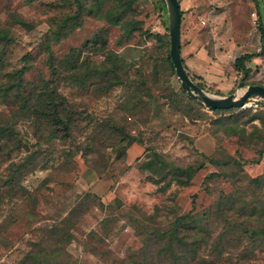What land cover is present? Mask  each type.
<instances>
[{"label": "rangeland", "instance_id": "rangeland-1", "mask_svg": "<svg viewBox=\"0 0 264 264\" xmlns=\"http://www.w3.org/2000/svg\"><path fill=\"white\" fill-rule=\"evenodd\" d=\"M79 1L83 2L85 10L81 24L73 27L71 19L64 29L66 32L59 37V24L78 12ZM97 3L98 0H0V87L18 84L23 75L29 91L43 86L44 78L52 74V82L59 84L68 101L84 111L80 117L85 124L79 121L80 130L76 128L83 141L86 135L92 137L95 133L85 135L84 130L81 131L83 126L94 121L99 125L110 114L115 122L120 121L123 130L143 141H134L126 148L127 141H122L125 138L116 135L117 144L97 142L91 154L81 148L71 157L66 156V145L41 150L35 161L37 167L32 169L29 165L24 176V184L37 192V208L35 213L29 214L32 207L25 203L21 210L24 212L13 213L10 205L6 206L0 218L3 225L0 264H17L23 260L35 242L46 236L48 230H55L51 225L59 223L62 231L71 230L73 236L63 248L62 264H120V259L137 252L138 257L147 248L154 228L160 233L170 230L179 216L213 206L222 192L237 199L240 190L246 191L250 203L258 200L255 188L246 184L241 186L236 178L230 177L229 173L236 169L228 163L235 158L249 177L263 174L264 157L259 162L254 161L260 158V147L243 143L241 138L225 133L223 127L215 123L216 118L230 112H216L186 100L176 74L171 75L165 87L155 86L154 97H146L145 107L132 114L115 111L117 106H124L129 100L125 86H115L107 91V81L99 78L76 81L72 78L75 70L70 68L59 67L57 73H53L51 57L62 59L73 48L82 50L87 63L101 61L104 53L96 48H103L102 42L106 41L107 49L133 62L139 56L133 58L132 54L145 53V49L159 42L157 34L169 33L165 0H137L132 5L129 16L123 20L129 18L137 25L130 39L121 37L122 23L113 24L89 13L91 8H97ZM259 3L261 14L255 0H180L184 26L187 27L189 22L191 28L193 24L200 28L205 40L213 46L209 50L211 55L215 56L216 51L228 62L242 53H255L260 57L257 64L253 58L248 62L251 82H264V41L261 39L264 0ZM22 20L26 24L21 23ZM95 40L99 42L95 43ZM89 58L91 60H87ZM206 86L208 91L218 94L240 95L243 92L239 86L230 91H220L215 85ZM16 92L14 88L10 96L0 95V120L3 123L8 120L11 127L16 121L13 114L18 107ZM262 102L260 98L252 97L247 100V105L238 108L257 112L264 109ZM126 115L127 119L123 120ZM21 121L15 130L25 134L22 146L13 149L10 144L11 150L4 148L1 151L0 178L12 162L40 149L34 144L36 137L31 129L24 123L21 125ZM254 122L264 127L259 119ZM1 144L3 139L0 137ZM124 148L123 154L120 151ZM210 158L218 160V164L211 163ZM63 164L66 166L60 168ZM190 165L196 172L188 183L179 184L171 177L170 172L175 166ZM214 172L219 173V178H208ZM89 193L94 196L88 198ZM80 203L82 205L78 206ZM230 206L233 207L228 203L227 207ZM237 208L238 203L232 212ZM3 219L7 221L1 223ZM240 220L251 218L241 216ZM147 226L150 232L146 233ZM58 232H54L55 235ZM241 243L238 247L236 242L230 241L219 264H264V242L253 249L247 237ZM61 246L56 244L55 249ZM241 251L247 253L246 261L239 259L244 255ZM153 258L142 264H170V260L159 262ZM178 264H196V261L191 257L188 262Z\"/></svg>", "mask_w": 264, "mask_h": 264}, {"label": "trees", "instance_id": "trees-1", "mask_svg": "<svg viewBox=\"0 0 264 264\" xmlns=\"http://www.w3.org/2000/svg\"><path fill=\"white\" fill-rule=\"evenodd\" d=\"M136 1L98 0L97 8H91L89 13L99 15L113 24L122 23L124 32L121 37L130 39L137 25L129 18L124 22L123 20L129 16L132 5ZM255 3L261 14L259 0H255ZM79 4L80 9L78 12L73 16L67 17L68 19H63L59 24V37L66 32L64 29L69 26L71 19L74 22L73 27L81 24V15L85 10L83 2L79 1ZM21 23L26 24L23 20ZM261 29L263 30L262 26ZM157 36L159 42L145 49V53L136 52L132 54L133 58L136 55L139 56L138 60L133 62H128L124 55L107 49L106 41H104L102 42L103 48H96L97 51L104 53V59L101 61H93L89 58L87 60L91 61L87 63L83 59L82 50L73 48L70 54H67L62 59L51 57L50 67L53 73H57L59 67L70 68L72 71L75 70L72 78L80 82H87L92 78L107 81V91L115 86H125L129 93V100L125 102L124 106H117L115 111L134 114L148 103L146 97H154L153 89L155 86L165 87L170 82L171 75L176 74L170 55V34H157ZM94 42L98 43L99 41L95 40ZM256 56L257 54L255 53H245L235 58L232 65L238 71L240 77L236 86L244 87L251 83L264 84V82L260 81H249L252 71L248 66V62ZM183 61L188 70L184 58ZM189 74L194 80H197L200 86L205 89L207 88L206 83L198 80L190 72ZM52 81L53 76L51 74L48 78H44L43 86L34 87L28 91L22 75L18 84L8 83L0 87V95L4 97L10 96L11 91L15 88L17 91L16 97L18 98V107L13 112L16 121L12 123V127L8 125V120H5L6 122L4 123L0 120V137L1 140L3 139V145H0V154L4 148L9 149L10 144L13 149L22 146L25 134L18 133L17 129L15 130V126L17 128V123L20 119L22 120L20 122L21 125L24 123L31 129L36 137L34 138L35 141L33 140L34 144L40 148L37 151H31L22 160L12 162L8 166L7 171L2 174L0 178V218L6 210L7 205H10L13 213H19L18 211L23 210L25 203H29V207H32V212L29 210L28 213H35L39 202L38 195L36 191L29 189L24 184V176L29 171V165L33 166L32 169L37 167L35 162L37 154H40L43 150L47 151L49 146L66 145L65 149L62 148L66 152V156L71 157L76 149L81 148L89 150L88 154H91L93 147L96 149L97 142L105 143L107 141V143L117 144L116 135L125 138L122 141H127L126 148L134 141L142 140L141 137L123 130L121 125H119L120 121L118 123L115 122L113 115L110 114L107 116L108 118H103L104 121L100 122L99 125L98 121H94V123H88V125L83 126L84 128L81 131L84 130L85 135L88 132H95L92 137H90L91 135H86L85 141H83L78 132H76V128L80 130L78 122L83 121V118L80 116H82L84 111L79 110L76 107L78 106L76 103H70L61 92L59 84ZM181 92L189 102H193L199 107H205L202 103L184 92L182 87ZM262 103L264 105V102ZM209 109L216 112H230V114L216 118L215 123L220 124L219 127H223L225 133L241 138L243 143L259 146L260 158L255 159V162H259L264 157V127H260L254 122L256 119H259L264 125V109L257 112H253L252 109L238 107ZM122 119L126 120L127 115ZM96 132L98 133L97 135ZM30 136L32 137V135ZM58 140L60 143H58ZM126 148L120 152L124 154ZM210 162L218 164V160H214L213 158H210ZM228 164L236 169V171L229 173L231 178H236V181L241 186L246 184L255 188L258 197L256 202L250 203L248 201L245 195L246 191L242 192L240 190L241 195L237 199L232 194L222 192L218 201L213 206L207 207L200 212H189L188 214L179 216L176 220V225L170 230L160 233L159 229L154 228L153 234H151L147 243V248L143 249L138 257L137 252L130 257L120 259V264L147 263L148 261H153V257L159 262L170 260V264L186 263L189 259L191 260V257L196 261V264H219L224 253L228 251L227 245L230 241L236 242L235 245L239 247L242 244V239L247 237L251 242L252 249L258 243L264 242V173L255 177H249L245 174L243 165L236 161L235 158H232ZM65 166L66 164H63L60 168H64ZM195 172L196 170L191 165L187 167L175 166L170 175L179 184L183 185L193 178ZM219 176V173L214 172L208 178L214 179L219 178ZM91 196L94 195L91 193L87 194L88 198ZM228 203L232 204L233 207H227ZM236 203H238V208L236 212H232ZM81 205L80 203L78 206ZM241 216H248L251 220H240ZM133 218L136 219L135 216ZM3 221L4 219L1 223L6 222L7 219ZM60 224L51 225L55 228L52 231H59L58 234L55 235L54 232L48 230L47 235L42 236L35 242L33 249L17 264H62L61 256L63 255V248L71 242L73 236L70 233L71 230L70 232L62 231V227L59 226ZM2 228L3 225L0 224V231ZM145 232H150L148 226ZM56 244H61V248L55 249ZM51 245H54V249L50 251ZM202 252H205L204 254L207 255L201 254ZM242 253L245 256H239V259L246 261L247 253L241 251L240 254ZM250 258L251 256L248 259Z\"/></svg>", "mask_w": 264, "mask_h": 264}, {"label": "water", "instance_id": "water-1", "mask_svg": "<svg viewBox=\"0 0 264 264\" xmlns=\"http://www.w3.org/2000/svg\"><path fill=\"white\" fill-rule=\"evenodd\" d=\"M168 10V23L170 34V55L174 64L176 75L181 87L191 98L199 101L204 106L213 109H228L245 106L248 99L258 97L264 102V84L251 83L244 87L239 95L236 93L218 94L203 88L189 74L185 67L181 48V23L182 9L180 0H165Z\"/></svg>", "mask_w": 264, "mask_h": 264}, {"label": "crops", "instance_id": "crops-1", "mask_svg": "<svg viewBox=\"0 0 264 264\" xmlns=\"http://www.w3.org/2000/svg\"><path fill=\"white\" fill-rule=\"evenodd\" d=\"M184 25L185 21L182 19L181 48L188 71L195 75L200 81L208 85H215L220 91L232 90L236 86L239 78L238 71L232 65L235 59L228 62L217 55L218 53H216V51L215 56L211 55L209 50L212 49L213 46H210L209 42L205 40L200 28H196L197 26H193L194 24L192 25V23L191 28L189 22L186 25L187 27ZM188 27L190 28L187 30ZM261 39L264 41V33H262ZM214 46H216V43H214ZM257 56L253 58L256 64L259 63L257 59L260 58ZM220 61L226 62V65Z\"/></svg>", "mask_w": 264, "mask_h": 264}, {"label": "built area", "instance_id": "built-area-1", "mask_svg": "<svg viewBox=\"0 0 264 264\" xmlns=\"http://www.w3.org/2000/svg\"><path fill=\"white\" fill-rule=\"evenodd\" d=\"M204 23H205V22H204ZM245 105H247V103H246Z\"/></svg>", "mask_w": 264, "mask_h": 264}]
</instances>
